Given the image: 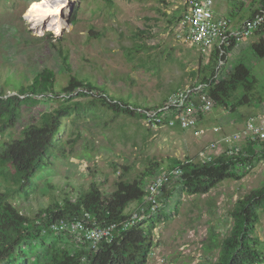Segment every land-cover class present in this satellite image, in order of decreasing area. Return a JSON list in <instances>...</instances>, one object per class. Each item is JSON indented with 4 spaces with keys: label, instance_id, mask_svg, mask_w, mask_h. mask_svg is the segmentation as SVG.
<instances>
[{
    "label": "rangeland",
    "instance_id": "1",
    "mask_svg": "<svg viewBox=\"0 0 264 264\" xmlns=\"http://www.w3.org/2000/svg\"><path fill=\"white\" fill-rule=\"evenodd\" d=\"M39 1L0 0V92L15 94L20 85L26 86L37 72L47 68L54 73L53 91L58 94L53 95L57 99L22 105L19 121L0 139L17 137L25 123L61 103L60 96L65 93L60 90L72 74L102 91L95 89L87 97L72 98L71 102H79L85 110L62 120L57 147L33 178L34 191L25 199L11 201L28 217L51 200L61 201L64 194L75 199L77 192L90 185L97 186L104 200H122L119 202H124L123 210L128 213L143 201L147 183L162 168L192 159L196 163L197 153L212 142L216 145L208 151L210 159L225 154L229 145L220 141L222 137L240 131L248 118L264 117V57L253 53V36L232 46L214 71L213 105L199 117V135L192 129L150 127L142 119L115 112L96 100L87 103L105 93L111 104L120 100L128 106L152 109L173 91L203 75L210 76L215 64L210 67L208 52L174 36L181 17L176 18L184 13L187 0L45 3L42 9H47L46 15L52 14L55 2L63 6L58 10L63 24L60 34L46 18L33 22L25 16ZM59 50L66 56L68 70L62 66ZM239 63L249 68L256 84L246 93V103L231 106L244 93L242 78L229 76ZM252 148V164L239 178H224L201 195L174 192L168 197L160 213L167 217L151 229L153 245L145 264H209L214 259L230 228L229 212L235 201L264 184V153L260 145ZM150 167L155 169L142 178L141 188L135 186L134 180ZM237 169L236 173L243 170L240 166ZM174 181L166 186L165 194ZM47 183L52 185L50 193ZM254 235L264 251V208L258 211Z\"/></svg>",
    "mask_w": 264,
    "mask_h": 264
},
{
    "label": "trees",
    "instance_id": "2",
    "mask_svg": "<svg viewBox=\"0 0 264 264\" xmlns=\"http://www.w3.org/2000/svg\"><path fill=\"white\" fill-rule=\"evenodd\" d=\"M179 17L181 16L178 15L176 19ZM255 32L258 37L251 43V49L257 57H264V24L257 27ZM58 54L62 66L68 70L65 54L61 50ZM209 60L210 67L216 63L213 52ZM213 74L214 69L211 68L208 77L211 78ZM234 74L242 78L240 85L244 93L234 100L231 106L246 103V93L251 92L256 84L249 68L242 63L235 66L234 72L230 71L229 76ZM208 77L203 75L199 81L209 82ZM213 79L208 88L211 98ZM53 84L54 73L43 68L32 77L29 84L20 85L15 94L5 95L0 92V137L19 121L22 105H34L41 100H56L57 98L49 96L58 94L53 91ZM77 88L102 91L101 87L82 81L72 74L66 86L60 90L67 93L60 98L61 103L49 111L40 113L35 121L25 123L17 137L3 141L0 139V264H145L153 245L151 229L156 222L167 217L160 213L172 193L201 195L224 178H239L245 169L236 173L239 170L237 164L249 162L255 155L252 145L246 144L236 156L219 154L202 163H194L188 159L183 163L179 161L181 176L173 182L166 194L164 188L159 198L158 210L127 230L117 232L109 242L101 241L95 250H90L86 245L78 244L67 231L54 232L49 228V224L60 218L69 220L82 212H88L95 221L102 224L119 220L126 215L123 210L124 202H119L122 200L114 197L104 200L97 186L90 185L86 191L77 192L73 200L68 198L67 194L62 196L61 201L51 200L48 206L39 208L33 217L23 214L11 202L17 198L25 199L34 191L33 178L48 164L51 151L56 149V136L62 120L85 110L81 109L79 102H71L74 96L87 97V93L82 91L71 94ZM95 100L115 112L141 119V116L123 101L118 100L117 103L111 104L112 99L104 95L99 99H89L87 103H93ZM224 105L230 108L229 104ZM262 152L264 153L263 149ZM154 169L150 167L141 177L136 178L135 186L141 188L142 178L150 176ZM47 187L50 193L52 185L47 183ZM39 190L43 191L40 188ZM263 208L264 184L235 201L229 212L230 228L220 240L216 256L209 264H264L262 243L254 235L258 211Z\"/></svg>",
    "mask_w": 264,
    "mask_h": 264
},
{
    "label": "built area",
    "instance_id": "3",
    "mask_svg": "<svg viewBox=\"0 0 264 264\" xmlns=\"http://www.w3.org/2000/svg\"><path fill=\"white\" fill-rule=\"evenodd\" d=\"M261 24H264V4L249 18L232 27L228 17L215 14L212 0H187L186 9L176 23L174 36L177 40L194 46L202 52H213L216 60L215 71L224 61L227 49L249 37ZM213 78H215L214 74L209 82L197 81L173 91L161 104L152 109L128 107L139 114L147 126L192 129L194 135H199V130L196 129L199 117L209 112L213 105L212 98L208 94V87ZM63 95L61 94L60 98ZM214 131H217L216 127ZM220 141L229 145L225 150L228 156H236L243 144L260 145L264 150V117L259 120L246 119L240 131L226 135ZM215 145V142H212L201 149L195 159L200 157L202 162H208L210 160L208 151ZM251 164L250 160L237 166L248 169ZM181 173L180 164L162 168L147 183L143 201L119 220L102 224L95 221L88 212H82L69 220L52 221L49 228L57 232L67 231L76 242L86 244L90 250H95L101 241L109 242L117 232L127 230L137 222L143 221L147 215L157 211L164 188Z\"/></svg>",
    "mask_w": 264,
    "mask_h": 264
},
{
    "label": "crops",
    "instance_id": "4",
    "mask_svg": "<svg viewBox=\"0 0 264 264\" xmlns=\"http://www.w3.org/2000/svg\"><path fill=\"white\" fill-rule=\"evenodd\" d=\"M263 4L264 0H212V8L215 14L227 16L230 19V25L232 27L239 25L242 21L249 18ZM252 36L255 37L256 40L258 34L254 31L244 40ZM244 40H242V43H245ZM207 55L210 56L211 52H208Z\"/></svg>",
    "mask_w": 264,
    "mask_h": 264
},
{
    "label": "bare ground",
    "instance_id": "5",
    "mask_svg": "<svg viewBox=\"0 0 264 264\" xmlns=\"http://www.w3.org/2000/svg\"><path fill=\"white\" fill-rule=\"evenodd\" d=\"M54 2V0H40L39 3L34 6H31L28 10V12L25 14V16H29L31 17L33 22H39L40 20L44 18H46V22L52 27L53 31L57 34H60L62 28H63V24L60 18V15L58 14V10H60L63 6L61 5V3H54L53 4V8H55L53 11H51L50 13H52L51 15H46L47 14V9H42V6L46 3H52ZM46 15V16H45ZM78 91H82L84 93H91L92 90H81L78 89L75 92H72L74 94H76V92ZM65 93V92H64ZM71 93V94H72ZM67 94V93H65ZM51 95V94H49ZM103 95H105V93H103ZM196 161L202 162V159L199 157L196 159Z\"/></svg>",
    "mask_w": 264,
    "mask_h": 264
},
{
    "label": "clouds",
    "instance_id": "6",
    "mask_svg": "<svg viewBox=\"0 0 264 264\" xmlns=\"http://www.w3.org/2000/svg\"><path fill=\"white\" fill-rule=\"evenodd\" d=\"M135 207H136V205H135ZM134 207V208H135ZM127 214V213H126ZM79 216V215H78ZM77 217V216H76ZM60 219H62V218H60ZM71 219V218H70ZM64 231V230H63ZM54 232H57V231H54ZM58 232H60V231H58ZM69 233V232H68ZM78 244H80V243H78ZM81 245H86V244H81ZM87 246V245H86ZM88 247V246H87Z\"/></svg>",
    "mask_w": 264,
    "mask_h": 264
}]
</instances>
